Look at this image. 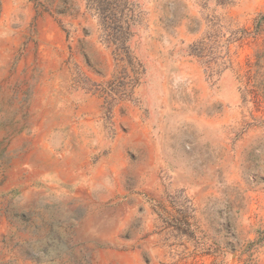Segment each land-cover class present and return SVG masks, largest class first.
Listing matches in <instances>:
<instances>
[{
  "label": "rangeland",
  "instance_id": "1",
  "mask_svg": "<svg viewBox=\"0 0 264 264\" xmlns=\"http://www.w3.org/2000/svg\"><path fill=\"white\" fill-rule=\"evenodd\" d=\"M0 264H264V0H0Z\"/></svg>",
  "mask_w": 264,
  "mask_h": 264
}]
</instances>
